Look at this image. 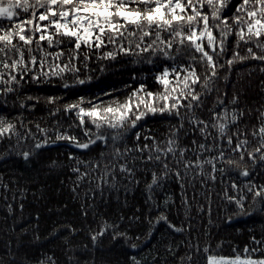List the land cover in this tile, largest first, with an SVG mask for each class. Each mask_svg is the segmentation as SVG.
Returning <instances> with one entry per match:
<instances>
[{"label": "snow or ice", "instance_id": "6c2138e0", "mask_svg": "<svg viewBox=\"0 0 264 264\" xmlns=\"http://www.w3.org/2000/svg\"><path fill=\"white\" fill-rule=\"evenodd\" d=\"M230 3L232 0H0V97L16 94L26 78L39 83L53 77L63 80L66 73H72L77 83H86L76 75L80 72L77 61L82 46L85 67L91 59L89 52L109 46L112 50L103 51L99 59L127 56L149 65L165 62L154 76L160 85L158 91L142 83L123 101H87L85 107L80 98L64 105L65 114L75 115V127L81 136L69 134L71 125L60 131L57 121L53 140L49 129L40 124L33 132L22 119L0 115V144L9 141L0 151V161L17 155L27 162L36 151L57 141H66L85 152L101 147L95 160H83L71 153L68 157L73 162L70 171L76 177L71 191L79 198L77 189H86L82 215L87 217L89 211H95L94 203L89 201L104 199L106 192L119 190L123 182L139 185L137 173L147 171L151 175L145 184L148 201L158 211L163 206L157 217L148 219L149 235L161 223L173 232L186 230L168 219L167 206L176 204L171 195L161 202L154 201L155 191L163 189L168 181L179 185L180 208L186 214L194 206L198 212L204 211L197 205L198 196L209 202L210 213L213 190L209 184L218 180L222 194L215 195L233 206L234 215L264 213V183L252 179L264 169V104L256 109L242 107L243 92L233 90L229 96L227 90H220L221 82L226 89L229 87L236 64L256 61L248 75L256 68L264 74V0H237L232 8L228 7ZM64 45L72 47H61ZM71 86L63 84L64 88ZM259 87L264 92V80ZM25 100L38 98L27 96ZM56 101V97L47 98L49 104ZM19 107H26L24 100ZM60 111L56 108L51 114ZM253 111L256 123L249 127L245 116L250 117ZM149 116H160L168 122L162 138L133 131L143 127L141 121ZM129 139H134L132 145L127 143ZM29 140L33 146L25 150L23 145ZM233 172L247 179L238 182L232 178ZM197 185L202 191H196ZM189 187L193 189L191 196ZM0 188L10 191L2 178ZM19 207L23 211V204ZM5 208L11 216L12 204L7 203ZM227 219L231 221V217ZM59 231L53 229V236ZM22 232L27 234L24 229ZM67 232L64 245L68 264H81L74 255H68L73 252L71 237L77 229L69 225ZM105 236L113 241L130 239L127 232L117 230L116 224L102 219L97 229L89 227L92 249L103 251ZM33 239L38 241L39 236ZM252 245L245 246V258L241 259L239 254L234 258L217 257L211 254L210 243L201 248L197 241L188 246L186 258L180 257L179 264H194V256L201 253L206 264H264V256L258 255L264 252V236H253ZM130 246L135 248L136 244ZM83 247L88 249V245ZM131 260L132 264H141L136 257ZM0 264H19L11 252V241L4 245ZM37 264H57V258L43 253ZM84 264H95V260Z\"/></svg>", "mask_w": 264, "mask_h": 264}, {"label": "trees", "instance_id": "16d2710c", "mask_svg": "<svg viewBox=\"0 0 264 264\" xmlns=\"http://www.w3.org/2000/svg\"><path fill=\"white\" fill-rule=\"evenodd\" d=\"M235 3L237 0H232L228 7L232 8ZM61 47L67 49L72 46ZM229 48H231V39ZM243 48L244 46L241 45L242 54ZM57 50L50 49V51ZM105 50H112V46L89 52L91 59L87 61L85 67L83 60L85 49L82 46L81 59L77 61L80 72L76 75L79 79H85L86 83H77L76 76L72 73H66L63 80L53 77L50 80H41L39 83L26 78V82L16 94L0 97V115L13 120L22 119L33 132H36L35 125L40 124L41 127L49 129V135L53 140H55L57 121L60 122V131L69 129L71 125L69 134L81 136L80 130L75 127V115L65 114L62 111L64 105L75 103L80 98L84 99L85 107L87 101L105 103L112 100L123 101L142 83L151 91L159 90L160 85L157 84L154 76L161 69L164 61L149 65L144 62H134L135 58L127 56L118 57L116 60L99 59L98 57ZM256 64V61H248L247 64L234 65L229 87L226 89L224 84L220 83V90H227L229 96L233 90L237 93L243 92L242 107L256 109L264 104V92H261L259 87L260 81L264 80V74L256 68L251 76L248 75L249 70ZM65 82L72 86L64 88ZM27 96L38 100L26 101ZM50 96L57 98L55 104L47 103V98ZM22 100L25 101V108L19 107ZM33 104L35 107H32ZM56 108H60L61 111L52 115ZM245 120L251 127L256 123V112L253 111L250 117L246 114ZM141 124L143 127L138 126V129L133 131L139 130L142 134L148 133L156 136L157 139L165 135L168 127V122L160 116H149L141 121ZM37 139H40L39 134ZM127 143L132 145L134 139L127 140ZM8 144L7 140L0 144V151H4ZM32 146L33 141L29 140L23 148L27 150ZM102 150L101 147H93L85 152L72 147L66 141H57L36 151L27 162L17 155L0 161V178L9 185L10 189L9 191L0 188V255L4 254L5 243L11 241V252L16 256L19 264H37L43 253L54 254L57 264H68L64 238L69 235L67 232L69 225L76 228L77 232L71 237L73 252L68 255H74L81 264L93 259L95 264H132L131 257H136L141 264H179L180 257L186 258L188 246L197 241L201 248L210 243L211 254L217 257L234 258L239 254L241 258H245L243 252L245 246L254 247L252 237L261 239L264 236V213L257 212L251 216L234 215L233 206L215 195L217 192L222 194L219 180L214 185L209 184L213 190L210 213L209 202L198 196L197 205L203 206L204 211L198 212L194 206L190 213L186 214L180 208L181 190L174 181H168L163 189H157L154 193V201L161 202L166 195H171L176 204L167 206L168 219L172 224L184 227L186 230L173 232L161 223L156 225L155 231L149 235L148 219L157 217L159 211H163V206L158 211L153 208V202L148 201L145 184L150 181L151 175L147 171L137 173L136 178L141 181L139 185L123 182L119 190L106 192L104 199L97 197L94 202L89 201L94 203L95 211H89V215L84 217L81 203L86 189L84 187L77 189L80 193L79 198L71 191L76 177L70 171L73 162L68 157L71 153L83 160H95ZM53 161L57 163L53 165ZM259 171L262 174H254L252 179L257 183H264V169ZM231 176L238 182L247 179L239 177L235 172L231 173ZM192 191L193 189L189 187V196ZM196 191H202L199 185ZM4 196L8 199L4 200ZM13 196L16 197L15 200L12 199ZM7 203H11L14 209L11 216L6 212ZM20 204L24 206L23 211L20 210ZM245 207L248 205L246 204ZM137 217L139 219H136ZM228 217H231L230 222ZM102 219L107 220L109 224H116L117 230L127 232L130 239L121 238L113 241L110 236H105L102 238L103 251L92 249L88 230L89 227L97 229ZM22 229L26 230L27 234H24ZM53 229L60 230L58 235L53 236ZM34 235L39 236L38 241L33 239ZM133 243L136 244L135 248L130 246ZM217 244L220 245L219 248ZM84 245H88V249H85ZM169 247L172 249L171 252L168 251ZM258 255L264 256V252ZM7 259L8 257L5 256V260ZM194 264H206L203 253L194 256Z\"/></svg>", "mask_w": 264, "mask_h": 264}, {"label": "rangeland", "instance_id": "374dc122", "mask_svg": "<svg viewBox=\"0 0 264 264\" xmlns=\"http://www.w3.org/2000/svg\"><path fill=\"white\" fill-rule=\"evenodd\" d=\"M241 259H243V258H241Z\"/></svg>", "mask_w": 264, "mask_h": 264}]
</instances>
